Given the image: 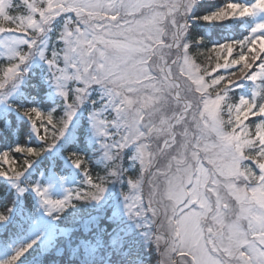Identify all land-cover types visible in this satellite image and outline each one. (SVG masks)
<instances>
[{
  "label": "snow or ice",
  "instance_id": "obj_1",
  "mask_svg": "<svg viewBox=\"0 0 264 264\" xmlns=\"http://www.w3.org/2000/svg\"><path fill=\"white\" fill-rule=\"evenodd\" d=\"M0 264H264V0H0Z\"/></svg>",
  "mask_w": 264,
  "mask_h": 264
}]
</instances>
